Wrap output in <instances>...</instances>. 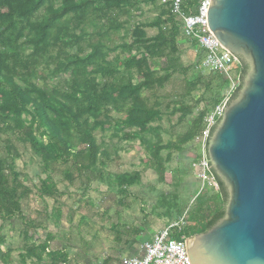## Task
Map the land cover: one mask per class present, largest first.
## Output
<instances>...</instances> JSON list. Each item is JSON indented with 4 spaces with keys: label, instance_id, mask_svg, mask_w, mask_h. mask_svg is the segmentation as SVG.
Here are the masks:
<instances>
[{
    "label": "trees",
    "instance_id": "trees-1",
    "mask_svg": "<svg viewBox=\"0 0 264 264\" xmlns=\"http://www.w3.org/2000/svg\"><path fill=\"white\" fill-rule=\"evenodd\" d=\"M156 1L0 0V229L20 221L19 264L69 263L65 252L49 250L52 235L46 234L39 243L34 240L31 231L41 226L22 215L21 203L31 189L26 185L28 176L16 166L22 158L16 144L28 148L40 163L44 178L39 180L37 194L41 198L57 203L59 192L51 177L57 166L64 167L61 174L65 181L72 183L76 174L83 179L85 189L99 183L125 195L128 188L140 183L141 175L107 170L111 154L105 137L120 142L136 140L144 154L143 165L163 184L171 151L180 157L201 130L206 114L221 102L227 82L216 72L203 74L200 52L192 64L183 65L178 36L192 49L196 42L183 36L180 22L164 5L153 21L134 24L130 41L111 48L119 53L109 58L111 50L104 45L105 39L120 29V17L142 3ZM199 1L182 0L183 12L193 13ZM147 29L157 32L148 36ZM238 63L242 77L247 67ZM59 75L67 77L50 86L48 79ZM175 76H181L184 84L182 98L170 112L178 114L177 123L192 116L208 99L176 143L163 144L159 126L163 113L154 91L163 89ZM197 91H202L197 100L185 101ZM96 133L101 134L99 141ZM163 152L167 153L163 156ZM211 173L217 188L206 187L197 194L198 187L191 194L186 224L173 232L175 239L204 233L223 217L226 191ZM163 207L166 210L160 216L167 219L174 209L181 211L176 201ZM50 215L58 225L61 208L53 206ZM4 242L0 234V264H14L11 250L1 249Z\"/></svg>",
    "mask_w": 264,
    "mask_h": 264
},
{
    "label": "rangeland",
    "instance_id": "rangeland-1",
    "mask_svg": "<svg viewBox=\"0 0 264 264\" xmlns=\"http://www.w3.org/2000/svg\"><path fill=\"white\" fill-rule=\"evenodd\" d=\"M160 6L162 5L159 0L152 4L142 3L128 15L120 17V29L113 31L105 39L107 43L104 45L111 50L109 58L119 53L111 48L130 41L129 31L133 25L153 21L162 12ZM146 32L148 36H154L157 30L147 29ZM178 46L182 52L183 65L192 64L198 53L196 48H190L181 35L178 36ZM131 54L134 55L133 52ZM202 72L205 75L209 74L207 71ZM66 77L67 75L50 77L48 84L51 86ZM36 82L41 85L40 82ZM183 89L181 76H175L163 89L154 91L155 100L163 113L159 123L163 144L167 142L175 144L188 130L190 123L197 116V110H201L207 102L206 97L192 116L182 123H177L178 114L172 115L170 112L175 103L182 98ZM224 91L225 89L220 95L221 101L225 95ZM201 92H193L185 101L191 103L192 100H197ZM112 116L120 118L123 115L112 113ZM96 134L99 141L102 138L101 134ZM109 134L110 132H107L106 136ZM104 141L111 154L107 170L112 174L139 172L140 183L128 188L125 195L112 192L99 183H92L85 189L82 178L74 174L75 179L72 183L65 181L61 174L64 167L57 166L51 173L59 192L55 198L57 203H54L53 199L41 198L37 194L39 180L44 178L40 163L28 148L16 144L22 153V158L16 162V166L28 176L26 185L31 189L29 197L21 203L22 215L29 220H35L36 224L41 226L37 231H31L34 233V240L39 243L44 240L46 234L52 235L49 250L65 252L69 264H121L123 257L139 255L142 243L156 232L168 224L180 222L181 219L185 222L191 208L189 206L193 197L191 194L199 185L190 170L193 154L191 143L183 148L184 152L180 157L171 151L172 160L166 165L165 182L162 184L158 183L155 173L143 165L144 154L136 140L120 142L105 137ZM166 153L163 152L162 155ZM172 201L179 203L181 211L177 212L180 214L174 209L170 219L160 216L166 210L163 206ZM53 206L60 207L62 211L58 225H54L50 218ZM21 230L22 226L18 219L12 221V226L4 225L0 229V234L5 240L1 249L11 250L14 264H19L17 256L22 245Z\"/></svg>",
    "mask_w": 264,
    "mask_h": 264
},
{
    "label": "water",
    "instance_id": "water-1",
    "mask_svg": "<svg viewBox=\"0 0 264 264\" xmlns=\"http://www.w3.org/2000/svg\"><path fill=\"white\" fill-rule=\"evenodd\" d=\"M206 16L247 70L205 143L207 169L226 191L224 215L188 237L186 252L190 264H264V0H209Z\"/></svg>",
    "mask_w": 264,
    "mask_h": 264
},
{
    "label": "built area",
    "instance_id": "built-area-1",
    "mask_svg": "<svg viewBox=\"0 0 264 264\" xmlns=\"http://www.w3.org/2000/svg\"><path fill=\"white\" fill-rule=\"evenodd\" d=\"M159 1L161 5L168 7L174 19L180 22L183 36L196 42V51L202 53L199 69L218 73L228 84L223 100L206 114L201 130L191 143L194 154L191 171L194 179L199 183L197 191L199 194L206 187L217 188L206 166L205 143L210 127L218 120L225 103L239 85V63L218 43L207 26L206 15L209 0H200L193 13L189 15L183 12L182 0ZM185 224L181 219L180 222L163 227L149 240L142 243L139 255L123 257L121 264H190L186 252L187 238L185 236H181L180 239L173 237V232H179Z\"/></svg>",
    "mask_w": 264,
    "mask_h": 264
}]
</instances>
